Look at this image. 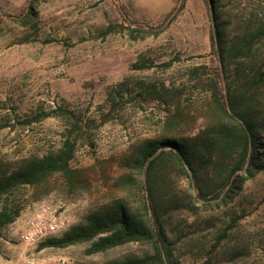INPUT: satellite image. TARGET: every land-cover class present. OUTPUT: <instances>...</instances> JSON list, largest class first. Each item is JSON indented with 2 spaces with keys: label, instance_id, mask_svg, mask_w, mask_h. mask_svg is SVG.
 <instances>
[{
  "label": "rangeland",
  "instance_id": "obj_1",
  "mask_svg": "<svg viewBox=\"0 0 264 264\" xmlns=\"http://www.w3.org/2000/svg\"><path fill=\"white\" fill-rule=\"evenodd\" d=\"M28 5L37 14L35 26L0 15V160L15 168L25 158L60 148L72 119L63 110L89 125L78 133L71 164L78 174L74 186L57 173L12 195L11 202L22 211L0 232V264L19 258L115 264L152 253L151 246L136 242L96 254L88 253L91 243L41 249L25 244L21 235L38 214L56 216L69 230L116 200L141 202L143 176L126 162L131 150L170 132L191 134L206 119L209 95L192 87L188 76L195 66L214 59L209 6L206 0H0L5 10ZM220 12L228 22V41H252L248 64L264 69V32L254 37L264 28V0H221ZM141 25H162L163 30L149 35ZM123 80L134 97L125 95L104 123L108 92ZM140 82L186 89L177 125H168L164 104L135 96ZM48 112L55 113L24 123ZM129 175L132 183L124 180ZM187 188V177L173 181L176 193ZM242 195L246 198L216 210L197 204L166 216L170 237L181 238L175 247L180 264H264V172L245 184ZM239 214L245 216L215 248Z\"/></svg>",
  "mask_w": 264,
  "mask_h": 264
},
{
  "label": "trees",
  "instance_id": "obj_2",
  "mask_svg": "<svg viewBox=\"0 0 264 264\" xmlns=\"http://www.w3.org/2000/svg\"><path fill=\"white\" fill-rule=\"evenodd\" d=\"M206 2L212 19L214 59L213 63L195 66L188 76L192 87L209 95L206 119L191 134L170 132L162 138L147 139L131 150L126 162L143 176L144 193L138 205L125 199L106 204L64 235L48 238L39 248L91 243L88 253L96 254L136 242L151 246L153 252L128 257L115 264H180L175 247L181 238L170 237L166 216L177 209H192L197 204L206 210H216L238 197L246 198L242 195L245 184L264 172V69L248 64L254 47L252 41L239 37L231 43L228 41V22L222 19L221 0ZM0 15L14 17L23 26L37 24V14L30 5L18 10H5L0 6ZM160 27L141 25L140 29L145 34L158 35L163 30L162 25ZM263 32L264 28L258 30L254 37ZM161 84L159 87L140 82L135 96L144 95L164 104L168 125L173 127L182 119L181 105L187 92L174 84ZM133 91L126 80L110 88L107 97L110 111L104 123L109 121L120 101L125 100V95L133 96ZM63 112L70 114L72 119L60 148L40 157L25 158L15 168H9L7 162L0 160V232L21 215V205L11 202L12 195L20 187L38 186L57 173L73 186L78 179L71 164L79 141L78 133L89 124L77 119L71 111ZM53 113L38 115L24 123L40 121ZM183 176L188 179V188L176 193L172 189L173 181ZM124 180L132 183L133 177L129 175ZM244 216H233L217 238L215 248Z\"/></svg>",
  "mask_w": 264,
  "mask_h": 264
},
{
  "label": "built area",
  "instance_id": "obj_3",
  "mask_svg": "<svg viewBox=\"0 0 264 264\" xmlns=\"http://www.w3.org/2000/svg\"><path fill=\"white\" fill-rule=\"evenodd\" d=\"M68 231L66 223L59 221L56 216L49 214H38L28 223V228L22 233L21 239L27 245L39 246L42 242L51 237L64 235ZM31 258H19L13 264H45ZM57 264H67L65 259L58 260Z\"/></svg>",
  "mask_w": 264,
  "mask_h": 264
}]
</instances>
